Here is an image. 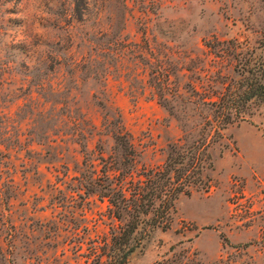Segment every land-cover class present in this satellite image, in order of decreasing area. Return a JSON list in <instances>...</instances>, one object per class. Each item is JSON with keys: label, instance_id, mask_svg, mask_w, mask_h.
I'll list each match as a JSON object with an SVG mask.
<instances>
[{"label": "rangeland", "instance_id": "1", "mask_svg": "<svg viewBox=\"0 0 264 264\" xmlns=\"http://www.w3.org/2000/svg\"><path fill=\"white\" fill-rule=\"evenodd\" d=\"M263 25L264 0H0V264H86L118 222L83 185L87 154L98 173L120 155V116L140 165L162 164ZM210 151L209 187L181 194L128 264H264V103Z\"/></svg>", "mask_w": 264, "mask_h": 264}, {"label": "trees", "instance_id": "2", "mask_svg": "<svg viewBox=\"0 0 264 264\" xmlns=\"http://www.w3.org/2000/svg\"><path fill=\"white\" fill-rule=\"evenodd\" d=\"M74 14L83 18L84 10L77 6ZM234 57L238 78L228 83L217 99L205 101L213 106L212 116L195 139L183 136L169 143L162 164L140 165L142 151L120 116L111 131L120 155H101L104 164L98 173L87 154L83 185L87 192L108 201L110 216L118 222L103 236L91 238L86 264H128L146 235L158 227H170L181 194L209 187L204 171L213 165L210 148L228 125L254 113V103H264V25L254 40L235 44Z\"/></svg>", "mask_w": 264, "mask_h": 264}]
</instances>
